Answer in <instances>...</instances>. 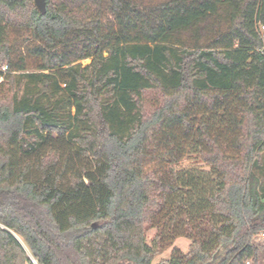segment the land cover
Returning <instances> with one entry per match:
<instances>
[{
	"label": "trees",
	"instance_id": "obj_1",
	"mask_svg": "<svg viewBox=\"0 0 264 264\" xmlns=\"http://www.w3.org/2000/svg\"><path fill=\"white\" fill-rule=\"evenodd\" d=\"M46 5L0 0V264H154L181 237L158 264H256L264 0ZM222 6L228 29L188 46Z\"/></svg>",
	"mask_w": 264,
	"mask_h": 264
},
{
	"label": "rangeland",
	"instance_id": "obj_2",
	"mask_svg": "<svg viewBox=\"0 0 264 264\" xmlns=\"http://www.w3.org/2000/svg\"><path fill=\"white\" fill-rule=\"evenodd\" d=\"M146 2H161L164 0H144ZM113 19L109 15L108 12L105 14V22L107 24H112ZM228 29V13L225 7H220L218 14L209 16L206 20H204L200 25L196 26L195 28L189 30L188 32H184L182 35L183 41L188 46H207L210 45L213 39L219 33H222ZM10 42L12 47L18 51L22 52L23 54L27 53V48L30 44H32L31 37L25 31H18L13 30L10 35ZM20 57V53L17 58ZM90 60L84 61L83 64H89ZM6 67H2L0 72H5ZM3 81V78L0 76V83ZM71 154V162L70 167L73 168H81L82 166H91L90 161L86 158H82L76 155L75 150L73 148L69 149ZM63 163V160L62 162ZM61 165V164H60ZM168 163L159 161H149L146 163V169L152 170L156 168L167 167ZM257 173L262 179V189L264 190V155L259 161V165L256 169ZM14 233V232H12ZM14 235L22 242L25 249L28 251L25 243L22 239L17 236L15 233ZM157 235V230L153 228H148L147 230V238L148 242L152 243L153 239ZM192 241L186 237L178 238L172 247L167 249L166 251L159 253L154 260V264H158L159 262L169 259L172 255L174 249H180L182 252L187 253L190 249ZM253 244L259 251V261L256 264H264V232H260L256 236L253 237ZM30 258L32 259L31 255L29 254ZM36 264V261L33 260ZM252 264V263H250Z\"/></svg>",
	"mask_w": 264,
	"mask_h": 264
},
{
	"label": "water",
	"instance_id": "obj_3",
	"mask_svg": "<svg viewBox=\"0 0 264 264\" xmlns=\"http://www.w3.org/2000/svg\"><path fill=\"white\" fill-rule=\"evenodd\" d=\"M34 1L38 11L42 14H45L47 9L46 0H34Z\"/></svg>",
	"mask_w": 264,
	"mask_h": 264
},
{
	"label": "built area",
	"instance_id": "obj_4",
	"mask_svg": "<svg viewBox=\"0 0 264 264\" xmlns=\"http://www.w3.org/2000/svg\"><path fill=\"white\" fill-rule=\"evenodd\" d=\"M257 31L262 39V42H263L262 50L264 51V22L262 21L258 22Z\"/></svg>",
	"mask_w": 264,
	"mask_h": 264
}]
</instances>
